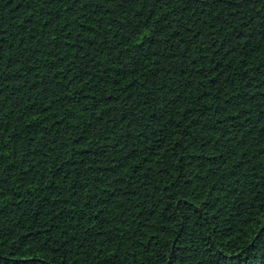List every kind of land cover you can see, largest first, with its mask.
I'll list each match as a JSON object with an SVG mask.
<instances>
[{"label":"trees","instance_id":"trees-1","mask_svg":"<svg viewBox=\"0 0 264 264\" xmlns=\"http://www.w3.org/2000/svg\"><path fill=\"white\" fill-rule=\"evenodd\" d=\"M0 264H264V0H0Z\"/></svg>","mask_w":264,"mask_h":264}]
</instances>
